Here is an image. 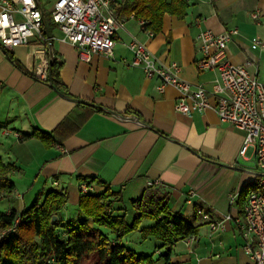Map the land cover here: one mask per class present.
<instances>
[{"label": "crops", "instance_id": "crops-1", "mask_svg": "<svg viewBox=\"0 0 264 264\" xmlns=\"http://www.w3.org/2000/svg\"><path fill=\"white\" fill-rule=\"evenodd\" d=\"M57 2L37 0L47 25ZM188 2L184 17L165 15L162 31L154 38L141 20L129 17L119 32L113 60L103 55H95L89 63L80 60L57 26L53 28L62 92L35 76L38 49L9 50L28 73L0 50V159L10 167L15 186L3 197L1 212L22 213L28 203L42 204L51 192H67L69 200L59 219L63 225L82 224L81 186L87 183L90 194L107 189L120 193L116 213L127 212L130 217L131 203L151 187L170 193L168 206L174 214L193 218L203 210L219 221L241 216L247 192L261 178L255 149L241 155L245 133L223 123L214 109L190 116L178 113L175 105L181 92L172 86L160 92L158 78L148 79L142 69L129 66L133 55L128 44L134 39L145 43L160 63L179 64L183 81L212 93L219 76L216 71L198 70L201 54L196 38L207 29L216 33L237 29L239 35L227 49L229 60L246 65L264 81V50L253 42L264 41V0ZM258 11L262 26L251 17ZM36 131L49 135L48 145L38 138L23 140ZM237 193L233 206L230 196ZM198 219L202 227L192 252L183 253L178 246L184 243L189 249L187 240H178L169 264H251L232 221L226 222L224 232L211 235L208 225ZM163 252L158 246L155 256Z\"/></svg>", "mask_w": 264, "mask_h": 264}, {"label": "built area", "instance_id": "built-area-1", "mask_svg": "<svg viewBox=\"0 0 264 264\" xmlns=\"http://www.w3.org/2000/svg\"><path fill=\"white\" fill-rule=\"evenodd\" d=\"M113 0H58L51 13L52 22L62 34V40L71 44L80 60L91 62L95 55L114 59L119 32L125 28L128 18H118L112 10ZM256 25L262 26L261 12L251 14ZM145 21H141L144 28ZM43 10L37 0H0V45L6 50L17 47L38 49L40 63L35 76L47 82L49 69L55 59L52 42L55 39L46 29ZM150 38L155 33L145 30ZM239 35L237 29L216 33L204 30L196 38L201 54L197 68L201 72L216 71L219 82L210 93L203 86H192L180 77L181 67L177 63H160L145 43L136 39L128 44L133 55L128 65L140 68L148 79L160 80L159 91L166 86L178 89L182 97L175 110L183 115L202 113L214 109L223 123L245 133L241 150L244 155L250 147L255 149L261 178L246 195L241 216H230L219 221L206 212H199L208 225L211 235L226 230V222L232 221L243 238V252L251 264H264V81L249 72L246 65L233 64L227 54L229 44ZM254 45L264 50V41L256 38ZM126 63V62H125ZM82 194H90L91 187L84 183ZM239 193L230 196L233 206L237 205ZM6 230L1 238L16 233L17 225ZM190 252L197 241L196 236L186 238Z\"/></svg>", "mask_w": 264, "mask_h": 264}, {"label": "trees", "instance_id": "trees-1", "mask_svg": "<svg viewBox=\"0 0 264 264\" xmlns=\"http://www.w3.org/2000/svg\"><path fill=\"white\" fill-rule=\"evenodd\" d=\"M111 8L118 18L134 15L137 20L147 23L145 30L158 34L162 31L165 15L184 17L189 2L120 0L113 1ZM49 21L46 29L50 33L56 25L51 16ZM0 50L16 68L28 73L12 52L1 45ZM61 68L62 64L55 56L47 83L59 92L65 91L59 75ZM48 136L36 131L24 136L23 140L38 138L48 145ZM10 172V167L0 159V201L15 189L9 178ZM121 199V194L111 189L103 194H83L79 204L80 213L85 217L82 224L70 222L63 225L59 219L69 200L67 192H51L42 204L36 201L22 213L16 210L9 213L0 211V264H157L159 261L169 264L178 240L199 235L202 225L198 223V218L203 210H198L193 218L171 213L168 206L170 193L166 190L149 188L140 199L131 203V217L127 212L116 213L115 204ZM54 217L58 220L52 224ZM89 220L93 226L88 225ZM146 220L151 221L152 225L141 227ZM17 221L16 233L1 238ZM102 229L108 230L110 235ZM133 232H140L143 240H157L164 252L155 259L154 256L138 254L129 249L124 244V238Z\"/></svg>", "mask_w": 264, "mask_h": 264}, {"label": "rangeland", "instance_id": "rangeland-1", "mask_svg": "<svg viewBox=\"0 0 264 264\" xmlns=\"http://www.w3.org/2000/svg\"><path fill=\"white\" fill-rule=\"evenodd\" d=\"M11 195V194H10ZM9 196V195H7ZM30 197H28L26 199V202L28 203ZM32 201V200H31ZM34 202H31L30 204L28 203L27 208H30L34 205ZM18 207V206H17ZM3 209V198L0 201V210ZM85 217L81 216V220H84ZM90 224H88L89 226H93L92 221H88ZM68 224V223H67ZM152 222L149 220H146L145 222H143L142 226L143 228L151 226ZM206 227H205V231H206ZM102 231L106 234L110 235V232L106 229H102ZM124 244L131 250L135 251L138 254H144V255H150V256H154L155 259L158 258V256H155L156 253V247H161V244L155 240V239H147V240H143L140 232H133L131 234H129L128 236H126L124 238ZM178 247H180L183 251V253L188 254L189 253V249L188 247L182 243L180 244Z\"/></svg>", "mask_w": 264, "mask_h": 264}, {"label": "water", "instance_id": "water-1", "mask_svg": "<svg viewBox=\"0 0 264 264\" xmlns=\"http://www.w3.org/2000/svg\"><path fill=\"white\" fill-rule=\"evenodd\" d=\"M58 218L57 217H54L53 220H52V224H55L57 222Z\"/></svg>", "mask_w": 264, "mask_h": 264}]
</instances>
